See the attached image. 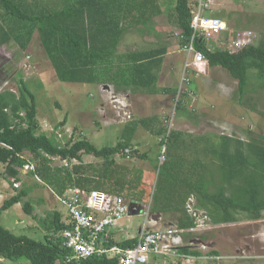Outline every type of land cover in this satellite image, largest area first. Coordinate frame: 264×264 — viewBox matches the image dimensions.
<instances>
[{
  "label": "trees",
  "instance_id": "trees-1",
  "mask_svg": "<svg viewBox=\"0 0 264 264\" xmlns=\"http://www.w3.org/2000/svg\"><path fill=\"white\" fill-rule=\"evenodd\" d=\"M121 2L123 0H67L60 5L56 1L46 4L45 0H0V47L13 43L21 52L25 51L37 34L45 57L61 82L111 85L121 93L125 90L153 95L172 93L170 89L159 91L157 88L156 73L167 53L166 47L120 51V45L126 43L127 38L126 16L118 13ZM193 3L196 0H176L173 8L174 34L177 38L183 37L179 42L181 46L193 35L190 27ZM113 8L116 11H111ZM193 44L209 68H221L236 82L240 100L246 97L251 100L248 94L252 80L256 79L259 88H264V33L257 45L235 53L209 45L198 34ZM175 108L180 111L181 102L177 101ZM140 124L125 125L122 141L113 147L97 148L85 138L59 147L55 134L38 133L35 97L20 79L17 92L0 90V165H5L10 180L20 182L17 168L32 161L34 170L29 175L58 196L77 187L121 196L133 204L149 198L151 213L175 214L176 227L185 231L194 228V220L187 212L191 198L197 202L196 210L206 211L215 225L235 223L240 214L251 220L261 219L264 214V144L245 143L230 136L214 138L172 132L166 135V159L157 167L154 190L150 194L141 171L115 160L117 155L145 158L131 150L132 137ZM126 150L131 152L126 154ZM82 155L99 162L71 165L72 160L80 161ZM51 158L66 160L69 167H54ZM211 187L215 192L211 193ZM28 193L29 190H21L5 200L0 213L21 204L23 212L33 216L31 202L24 201ZM51 216L49 222L44 218L45 234L39 236V240L17 236L0 227V260H25L29 264H118L117 260L104 257L67 261L70 251L57 234L70 224L60 212ZM136 244L137 239H132L117 245L133 248ZM178 253L185 257L200 256L190 247Z\"/></svg>",
  "mask_w": 264,
  "mask_h": 264
},
{
  "label": "rangeland",
  "instance_id": "rangeland-1",
  "mask_svg": "<svg viewBox=\"0 0 264 264\" xmlns=\"http://www.w3.org/2000/svg\"><path fill=\"white\" fill-rule=\"evenodd\" d=\"M205 1L211 5V17H222L228 27L235 29L239 34L242 32L251 33L253 45L258 44L264 33V0ZM191 11L195 12V8L192 7ZM204 11V15L210 14L208 11ZM174 32L173 29L169 30L164 37V42H167L169 47V52L165 57L169 59L170 63L176 62L175 65L179 66L180 63H183L181 61L185 56L178 54L181 56L180 59L177 58V55L173 56L181 46ZM227 34L231 35L232 33ZM135 39L136 37L130 38L132 42H135ZM213 39L206 42L209 45H218V42L216 44ZM120 51H127L126 43H123ZM177 71L178 67L175 72H172V82L176 79ZM186 77L190 79L192 76ZM205 78L211 79L207 81L199 77L194 79L190 88L182 87V91L178 89L170 97L162 96L164 98L161 101L162 104H156L155 100L154 103L153 100H150L148 104L135 105L133 100H130V103L127 101L126 94L117 93V90L111 85H107L109 89L106 90L104 85L59 81L50 61L45 57L37 34L33 36L25 51L21 52L13 43L0 47V90L9 89L17 92L19 81L23 79V83L35 97L39 124L38 133L50 136L53 133L52 129L55 130L59 127L60 129H57L56 132L61 134V138L63 137L60 139L56 133V137L61 141L57 142L59 147H63L67 143L73 144L82 138L97 148L113 147L122 141L121 135L126 123L115 117L110 103L117 100L115 96L124 99L131 124L144 122L149 131L140 129L143 126L141 124L133 143L131 141V150L145 156L144 159L131 155L129 158H123L117 155L115 160L120 165L130 166L132 169L141 171L143 183L150 194L154 190L157 167L166 159L165 152L163 153L166 147V135L174 132L176 128H179L183 134L190 133L194 136H212L214 138L230 136L245 143L264 144V88H259V82L256 79L250 82L251 93L248 95L251 100L248 97L245 100H240L236 82L224 70L213 69ZM174 83L175 81L171 85L170 82L167 86L171 85L170 87H172ZM189 89L196 93L192 94ZM184 93L186 94L184 95ZM177 101L182 104L180 111L175 108ZM115 105L117 108H121L117 103ZM161 106L167 107V116H161ZM165 119L168 130L166 126L162 127L165 124ZM106 121L107 123H105ZM160 129L162 133H159ZM160 141L164 143L161 144ZM51 161L54 167H69L60 159L51 158ZM71 162V165L79 164V162L89 164L98 163L99 160L82 155L80 161L72 160ZM24 164H28L29 168L34 169L32 161H26ZM21 168H17L20 173V186L15 190L12 181L6 174L5 165H0V207L5 200L19 191L29 190L28 197L24 201L31 202L33 216H27L22 210V205L17 204L0 213V227L14 235L39 240V236L45 234V228L42 225L44 218L49 215L46 219L49 222L52 213L60 212L64 214L65 218L66 213L58 203L53 191L35 177L23 175ZM210 191L211 193L215 192V188L211 187ZM148 199L139 204L129 203L130 206H135L140 214L124 218L119 222L128 228L127 232L136 235L138 229L143 226L144 217L148 213L150 217H153L151 219H155L152 221L157 223L155 227H152V230L175 228L176 215L150 213L152 202ZM189 202L196 212L197 222L201 227H194L180 234L176 243L177 250L190 247V250L202 255L200 259L208 261L210 264H264V214L259 220H251L246 215L240 214L235 223L215 225L211 223L206 211L196 210L197 202L194 198H191ZM212 252L216 254H212ZM178 260L181 261L182 258H176V263L169 261V264H178ZM195 260L197 259L190 258L192 263L187 264H193L196 262ZM150 261L149 264L156 262L152 259ZM0 264L29 263L25 260L18 262L6 260Z\"/></svg>",
  "mask_w": 264,
  "mask_h": 264
},
{
  "label": "built area",
  "instance_id": "built-area-1",
  "mask_svg": "<svg viewBox=\"0 0 264 264\" xmlns=\"http://www.w3.org/2000/svg\"><path fill=\"white\" fill-rule=\"evenodd\" d=\"M196 5L195 12L190 10V27L193 30V35L187 44L181 46L187 56L185 69L201 74L206 72L208 66L204 56L194 48L193 39L196 34L202 36L205 42L215 38L213 40L216 44L218 42L216 45L218 48L232 53L253 45L251 33L242 32L239 34L236 30L230 29L224 20L211 17L209 13V15H204V10L209 11L210 8L202 0H198ZM227 33L232 34L228 35ZM182 38L180 37L178 40L181 41ZM189 83L190 79L183 76L179 91H182L181 88L188 86ZM115 97L117 100L110 103L115 117L120 118L121 122H129L130 116L127 113L124 99ZM116 103L121 108H117ZM56 131L57 129H52L55 137L57 133V136L63 139L61 134ZM56 140L61 142L57 137ZM164 152L165 150H163ZM125 153L128 154V151L126 150ZM62 161L68 165L66 160ZM33 170V168H29L28 164H24L21 173L28 175ZM11 181L13 188L18 189L20 182L14 179ZM54 196L63 210L65 209L64 213L68 219L65 218L64 221L70 224L69 228L63 229L57 234L64 239L63 245L70 251V255L66 257L67 261L79 262L90 257H104L109 260H117L118 264H147L151 258L176 259L181 255L178 253L176 243L180 234L186 231L177 227L152 231L142 230L138 235L137 244L133 248H122L114 243L110 229L130 215L131 206L121 196L77 187L67 189L61 196L56 194ZM187 212L194 220V227L200 228L201 226L197 222L198 217L191 205L187 206ZM2 261L4 260H0V262Z\"/></svg>",
  "mask_w": 264,
  "mask_h": 264
},
{
  "label": "crops",
  "instance_id": "crops-1",
  "mask_svg": "<svg viewBox=\"0 0 264 264\" xmlns=\"http://www.w3.org/2000/svg\"><path fill=\"white\" fill-rule=\"evenodd\" d=\"M55 1L60 5L61 4L64 5L67 3V0H45V3L46 4H52ZM153 1L154 2L152 3V0H123V3L121 2V6L119 7V10L118 9L117 10H118V13L120 12L122 17L126 16V23L124 24V27L127 28L125 31L126 32L125 34L127 36V38H126V49H127V51H129V50L130 51L131 50L136 51V50L146 48V47L149 49H154V50H159L162 48L164 49L165 47L167 48V53L163 57L161 67H159V69L157 70V73H156L157 74V88L159 91H164V90L170 89L172 91V93H165V92L163 93L162 92L160 94L153 95V94H147V93H132L130 90H125L123 93L117 92L119 94H126V96H127L126 98L128 99L127 101L130 103V100H133L135 105H137V104H139V105L140 104H142V105L148 104L150 102V100H153V103L155 100L156 104H162L161 101H162V99H164V98H162V96H165V97L172 96L174 91L176 92L179 89L180 82H181V79L183 76H189V77L192 76L190 78L189 85L186 86V87L190 88V85L192 84L194 79L196 80L200 77L201 79H203V80L206 79L208 81L211 78H205V77H207L209 75V71H211L213 69L218 71L219 69H221V68H209L207 66L206 72L201 73V74L196 73L195 71L190 70V69H188V70L185 69V64L187 62V56L182 51L180 45H179L180 47H178V51L175 52L174 53L175 55L173 54V56L177 55V58L181 57L179 55L185 56V58H182V61H181L183 63H180L179 66L175 65L176 62L170 63L169 59L167 57H165V56H167V54L169 52L168 51L169 47L167 45V42H164V40H165L164 37H165V35H167L169 30H172V29L175 30L172 13H173V8L175 7V1L176 0H153ZM197 1L198 0H196V3H193V5L191 6V9H192V7L195 8V6H197L196 5ZM202 1L205 2L206 4H208L205 0H202ZM109 2H112V1H109ZM116 3H118V2H116ZM127 4H128V6H127ZM116 5H118V4H116ZM208 5L210 8V9H208L209 10L208 12L211 14V5L210 4H208ZM113 10H115V8L111 9V11H113ZM123 13H125V15H123ZM215 17L222 19V17H218V16H215ZM133 37H136L135 42H132L130 40V38H133ZM137 38H139L140 40L138 41ZM122 43H123V41H122ZM122 45H120V49H121ZM177 67H178V71L176 73V79H174V81H175L174 86L170 87L172 85V83L174 82V81L172 82V72H175ZM170 82H171V85L168 87L167 85ZM197 85H198V83H197ZM108 89H109V86H108ZM189 92H191L192 94L196 93L195 91H193L191 89H189ZM160 108H161V111H160L161 116H167V113H168L167 107L161 106ZM156 118H158V117L156 116ZM153 121H154V119H153ZM105 123H107V121ZM129 123H131V121L126 122L125 125H127ZM141 124L143 126H142V128L140 127V129H142L143 131H149V129L145 125L146 123L143 122ZM140 125H138V127L136 128V130L134 132V135L132 137V143H133L134 138L136 136L135 134H137V132L139 131L138 128ZM165 126L167 129L166 119H165V124L162 127L165 128ZM125 127L126 126H124V128ZM162 130H163V128H162ZM162 130L161 131L158 130L159 133H162ZM168 132L170 133V131H168ZM174 132H181V131L179 130V128H176L174 130ZM188 134H190V133H188ZM160 142H162V141H160ZM5 194L7 195V193H5ZM190 200L191 199L188 200L187 206L190 205V202H189ZM133 208L136 210L135 214L129 215L127 218H129L130 216H137L140 214L139 212L137 213V208H135V206ZM149 212L151 213L150 209H149ZM157 215H161V214H157ZM151 218H153V217H150L149 213L147 216L144 217V224L141 228L138 229V232L136 235H132L131 233L127 232L126 229H128V228L121 225L119 223L120 222L119 221L117 224H115L110 229V235H111L112 239L114 240V243L118 244L120 242L132 240V239L138 240V235L142 230L152 231V229H153L152 227H155V225H157V223H154L155 221H152V220H155V219H151ZM175 226H176V221H175ZM154 230H160V229H154ZM201 256H202L201 254L198 257H194V256L185 257L183 255H180V258H182V260L181 261L178 260L177 263L178 264L192 263L190 261V258H192V259L196 258L197 260H195L196 262H193V264H210L208 261H203L202 259H200ZM151 259L156 260V262H154L152 264H169V261H172V263H176L174 258L173 259L172 258H169V259L151 258ZM150 260L147 264H149L151 262Z\"/></svg>",
  "mask_w": 264,
  "mask_h": 264
},
{
  "label": "water",
  "instance_id": "water-1",
  "mask_svg": "<svg viewBox=\"0 0 264 264\" xmlns=\"http://www.w3.org/2000/svg\"><path fill=\"white\" fill-rule=\"evenodd\" d=\"M104 89L108 90V86L104 85ZM135 212H136V210L131 206L130 207V215H134ZM137 213H138V211H137Z\"/></svg>",
  "mask_w": 264,
  "mask_h": 264
},
{
  "label": "clouds",
  "instance_id": "clouds-1",
  "mask_svg": "<svg viewBox=\"0 0 264 264\" xmlns=\"http://www.w3.org/2000/svg\"><path fill=\"white\" fill-rule=\"evenodd\" d=\"M30 173H31V172H30ZM30 173H29V174H30Z\"/></svg>",
  "mask_w": 264,
  "mask_h": 264
}]
</instances>
